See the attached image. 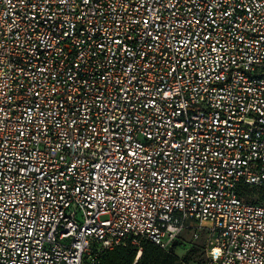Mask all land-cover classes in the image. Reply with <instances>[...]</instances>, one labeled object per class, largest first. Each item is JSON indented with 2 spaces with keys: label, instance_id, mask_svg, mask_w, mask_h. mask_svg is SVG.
Segmentation results:
<instances>
[{
  "label": "built area",
  "instance_id": "obj_1",
  "mask_svg": "<svg viewBox=\"0 0 264 264\" xmlns=\"http://www.w3.org/2000/svg\"><path fill=\"white\" fill-rule=\"evenodd\" d=\"M245 186L264 187V0H0V264L185 233L200 264H264Z\"/></svg>",
  "mask_w": 264,
  "mask_h": 264
},
{
  "label": "trees",
  "instance_id": "obj_2",
  "mask_svg": "<svg viewBox=\"0 0 264 264\" xmlns=\"http://www.w3.org/2000/svg\"><path fill=\"white\" fill-rule=\"evenodd\" d=\"M264 188V187H263ZM249 187H244L240 191V196L245 197ZM264 205V204H263ZM180 247V248H179ZM187 249L182 257H177L174 250L182 251L184 246L182 241H176L168 250H163L148 240H141L139 244L125 247H117L111 251H105L100 257L99 264H196L190 260L189 253H195L196 248ZM141 250V256L135 262L137 250ZM184 252V251H183Z\"/></svg>",
  "mask_w": 264,
  "mask_h": 264
},
{
  "label": "rangeland",
  "instance_id": "obj_3",
  "mask_svg": "<svg viewBox=\"0 0 264 264\" xmlns=\"http://www.w3.org/2000/svg\"><path fill=\"white\" fill-rule=\"evenodd\" d=\"M247 191L248 192H246V195H244L245 197H243L245 201L250 202V203L262 204V205L264 204V188L263 187L249 188ZM179 240L182 241L183 243L184 252L182 251L181 253L177 249V250H174L175 255L177 257H182L185 251H187V249H192L190 247L193 246L197 250H195V253H189L188 255L190 256V260L192 263L195 262L196 264H200L204 257V253L201 247L202 241L191 242L189 233H185L184 235H182Z\"/></svg>",
  "mask_w": 264,
  "mask_h": 264
}]
</instances>
